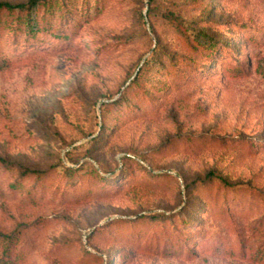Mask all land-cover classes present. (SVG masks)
I'll return each instance as SVG.
<instances>
[{
  "label": "rangeland",
  "instance_id": "rangeland-1",
  "mask_svg": "<svg viewBox=\"0 0 264 264\" xmlns=\"http://www.w3.org/2000/svg\"><path fill=\"white\" fill-rule=\"evenodd\" d=\"M88 1L70 44L7 45L41 52L0 71V264H264V0ZM21 167L55 171L32 198Z\"/></svg>",
  "mask_w": 264,
  "mask_h": 264
},
{
  "label": "trees",
  "instance_id": "trees-1",
  "mask_svg": "<svg viewBox=\"0 0 264 264\" xmlns=\"http://www.w3.org/2000/svg\"><path fill=\"white\" fill-rule=\"evenodd\" d=\"M108 1L109 0H96L97 3L95 8L97 9L99 7V10L97 11L102 12ZM73 2L76 3V0H28L27 2L17 3L8 0H0V71H4L11 65L38 54L42 50H46L48 46L62 48L63 46L70 44L81 28L82 19H86L90 13V3L87 0V5L80 10L79 16L76 17L73 12V9L75 8L72 6L74 4ZM149 2H152V0H149ZM192 37L196 43L191 44L190 49L193 50L198 58L208 60L210 55L216 53L219 48V42L215 35L209 33L206 28L199 29L196 35H193ZM11 41L19 46L22 44L31 47L40 45L41 51L31 48L25 51L10 52L7 49V45ZM194 64H197V61L193 63V66L198 68V65ZM167 66L172 70L174 79L179 81L184 80L185 69L189 70L186 63L183 62L178 64L174 61V58L170 59V63ZM143 73L144 70L139 72L118 101L112 104H103V132L108 129V126H110V123L113 122L114 119L119 120L123 111L133 110L135 106L129 103L128 105H124V107L118 108V114H111L112 116H110L109 113L111 112H109L108 107L111 105H122L124 99L127 98L128 93L140 85L144 80L145 75ZM164 87L165 85H163V88ZM156 89V87L151 89L141 87L143 92L142 97L145 99L144 103L154 99V95L157 91ZM95 141L97 142L99 139L95 138L94 142ZM3 161L7 162L5 160ZM54 171V168L40 171L21 167L19 171L20 180L25 178H36L32 187L27 191L28 196L33 198L34 192L37 190L44 191L45 186H47V181ZM65 172L68 176L73 177L78 171L73 168H66ZM93 178L96 183H99L98 172H94ZM108 180H105V182H108ZM222 181L226 185L232 186L227 180L222 179ZM18 182L15 184L21 186L23 189H27L25 184L22 183L20 185ZM100 186L102 187V184ZM125 231L129 233L134 231V229L133 227H129L125 228ZM0 235L2 236L3 234L0 233ZM182 238L183 237H173L172 240L179 239L180 241L178 242V245H180L184 242ZM11 241L12 238H10V242ZM171 245L167 247L165 246L164 249H176L170 247Z\"/></svg>",
  "mask_w": 264,
  "mask_h": 264
}]
</instances>
